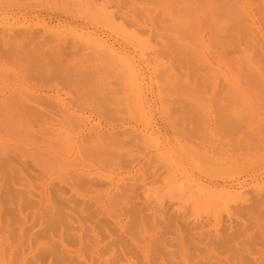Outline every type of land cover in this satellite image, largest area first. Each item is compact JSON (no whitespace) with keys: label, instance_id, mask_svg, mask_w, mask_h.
<instances>
[{"label":"rangeland","instance_id":"obj_1","mask_svg":"<svg viewBox=\"0 0 264 264\" xmlns=\"http://www.w3.org/2000/svg\"><path fill=\"white\" fill-rule=\"evenodd\" d=\"M0 264H264V0H0Z\"/></svg>","mask_w":264,"mask_h":264}]
</instances>
